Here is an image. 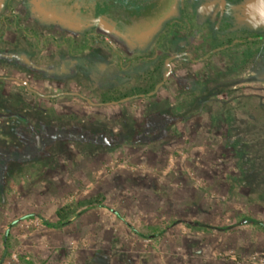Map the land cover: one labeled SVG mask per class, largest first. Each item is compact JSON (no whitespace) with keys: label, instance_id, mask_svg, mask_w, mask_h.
Listing matches in <instances>:
<instances>
[{"label":"rangeland","instance_id":"1","mask_svg":"<svg viewBox=\"0 0 264 264\" xmlns=\"http://www.w3.org/2000/svg\"><path fill=\"white\" fill-rule=\"evenodd\" d=\"M94 22L0 0V264H264V0Z\"/></svg>","mask_w":264,"mask_h":264},{"label":"flooded vegetation","instance_id":"2","mask_svg":"<svg viewBox=\"0 0 264 264\" xmlns=\"http://www.w3.org/2000/svg\"><path fill=\"white\" fill-rule=\"evenodd\" d=\"M101 0H47L48 4H59L63 10H69L74 16L89 25L94 24L98 11L96 4ZM104 1V0H103ZM171 0H105L109 16L102 17L103 22L115 31L121 32L116 24L117 18L127 16L132 26L153 22L163 11H166ZM209 11L216 4H210ZM145 15L147 18L145 19ZM144 18V19H143ZM130 27V24L127 23ZM131 26V27H132ZM34 132V131H33ZM39 142L41 138L36 136Z\"/></svg>","mask_w":264,"mask_h":264},{"label":"trees","instance_id":"3","mask_svg":"<svg viewBox=\"0 0 264 264\" xmlns=\"http://www.w3.org/2000/svg\"><path fill=\"white\" fill-rule=\"evenodd\" d=\"M96 6H97V9H98V11H97V13H96V15H95V17H96V20L97 19H100V18H102V17H105V16H109V10L107 11L106 10V8H107V5H106V3H105V0L103 1V0H101L100 2H98L97 4H96ZM104 8V9H103ZM165 11H163L162 13H164ZM127 18V16H121V17H119V18H117V20H116V24H117V27H118V29L120 30V31H122V32H126V31H128V30H130V29H132V28H134V26H132L131 25V22L132 21H129V20H127L126 19ZM147 18V16L145 15V19ZM144 19V18H143ZM127 23L128 24H130V27L129 26H127ZM146 24H147V22H145ZM138 25V24H137ZM132 26V27H131ZM128 29V30H127ZM259 39V38H258ZM248 40H250V38L248 39ZM255 40H256V38H255ZM9 117H22V116H19L18 114H10L9 115ZM248 221H250V220H248ZM262 226L264 227V224H262Z\"/></svg>","mask_w":264,"mask_h":264}]
</instances>
